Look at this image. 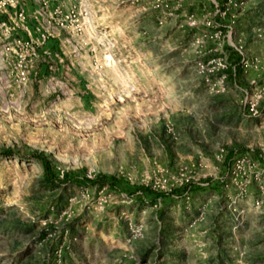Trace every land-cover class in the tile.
<instances>
[{"label":"rangeland","instance_id":"1","mask_svg":"<svg viewBox=\"0 0 264 264\" xmlns=\"http://www.w3.org/2000/svg\"><path fill=\"white\" fill-rule=\"evenodd\" d=\"M17 1L0 264H264V0H58L68 25Z\"/></svg>","mask_w":264,"mask_h":264},{"label":"built area","instance_id":"2","mask_svg":"<svg viewBox=\"0 0 264 264\" xmlns=\"http://www.w3.org/2000/svg\"><path fill=\"white\" fill-rule=\"evenodd\" d=\"M41 7L45 11H51L52 14H57L59 16L60 13H62V9L59 5H55L53 8L52 5L56 3L58 0H39ZM0 11H1V24L2 26H6L7 28L11 30H19L22 27H26L30 32L32 29L35 28V25L30 28V22L27 18V11L24 6H22L20 1L15 2V0H0ZM71 12H75V10H71ZM72 13H68L65 17H61L60 23L62 25L67 24V18L70 16H73ZM74 15H76L74 13ZM36 19L38 21V17L36 16ZM68 25V24H67ZM36 29L39 31H42V28L40 26H36ZM9 30V34L11 32ZM75 30L79 34H83L86 30V24L84 22H81L77 24V27H75ZM36 32V30H34ZM40 31V32H41ZM26 34H28L27 30H25ZM10 34V35H11ZM19 34V33H18ZM51 36V33L49 32H41V36L39 40L41 43H45L47 39ZM24 37V36H23ZM21 37L18 36L15 39L18 41V50L17 56H16V65L18 70L21 72V75L25 76L26 71L29 67L30 60L33 58V55H36V45L32 38L29 37ZM42 56H44L45 61L48 62L47 67L54 69V65L50 64V61L54 60L56 56H59L57 53H55L50 48H44L42 50Z\"/></svg>","mask_w":264,"mask_h":264}]
</instances>
